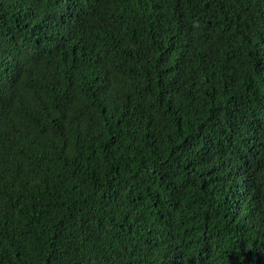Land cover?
<instances>
[{"label": "trees", "instance_id": "1", "mask_svg": "<svg viewBox=\"0 0 264 264\" xmlns=\"http://www.w3.org/2000/svg\"><path fill=\"white\" fill-rule=\"evenodd\" d=\"M0 264H264V0H0Z\"/></svg>", "mask_w": 264, "mask_h": 264}]
</instances>
